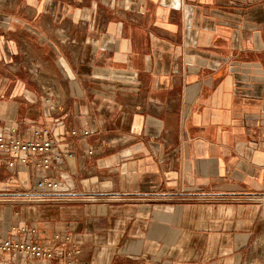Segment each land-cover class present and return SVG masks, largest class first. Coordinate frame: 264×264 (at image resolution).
Wrapping results in <instances>:
<instances>
[{
    "label": "crops",
    "instance_id": "obj_1",
    "mask_svg": "<svg viewBox=\"0 0 264 264\" xmlns=\"http://www.w3.org/2000/svg\"><path fill=\"white\" fill-rule=\"evenodd\" d=\"M11 128L63 154L0 157V238L59 248L35 264H264V0H0Z\"/></svg>",
    "mask_w": 264,
    "mask_h": 264
},
{
    "label": "built area",
    "instance_id": "obj_2",
    "mask_svg": "<svg viewBox=\"0 0 264 264\" xmlns=\"http://www.w3.org/2000/svg\"><path fill=\"white\" fill-rule=\"evenodd\" d=\"M47 106L52 107V102L47 101ZM87 135V132H83ZM76 132L71 131L69 136H75ZM91 154V152L89 153ZM14 157L21 165L28 164L31 157H34V166L43 170L55 169L56 177L58 170L56 165L63 158V154L58 152V146L50 138L49 131L43 129L32 137L17 136L14 128L10 129V136L3 137L0 135V157ZM65 156L71 157V151L65 152ZM8 166L12 167L13 163L9 162ZM60 185L58 178L42 179L36 182L35 187L41 190H53ZM14 231L24 232V229H13ZM57 239V238H56ZM58 240V239H57ZM67 241V238H65ZM59 252L58 247L45 246L38 242H16L9 239L0 238V254H14L16 257L28 260L32 264L42 261H50ZM78 251L71 250L66 252L68 258L77 254Z\"/></svg>",
    "mask_w": 264,
    "mask_h": 264
},
{
    "label": "rangeland",
    "instance_id": "obj_3",
    "mask_svg": "<svg viewBox=\"0 0 264 264\" xmlns=\"http://www.w3.org/2000/svg\"><path fill=\"white\" fill-rule=\"evenodd\" d=\"M262 219H264V200L262 201ZM262 243V244H261ZM252 251L254 252V256L256 258H263L262 261H264V224L262 226V233L257 238V241L255 242Z\"/></svg>",
    "mask_w": 264,
    "mask_h": 264
},
{
    "label": "bare ground",
    "instance_id": "obj_4",
    "mask_svg": "<svg viewBox=\"0 0 264 264\" xmlns=\"http://www.w3.org/2000/svg\"><path fill=\"white\" fill-rule=\"evenodd\" d=\"M262 244V243H261Z\"/></svg>",
    "mask_w": 264,
    "mask_h": 264
}]
</instances>
